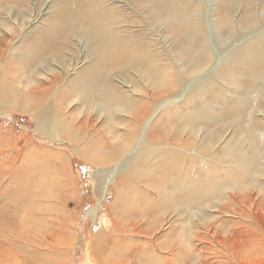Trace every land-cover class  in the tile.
Returning a JSON list of instances; mask_svg holds the SVG:
<instances>
[{
	"label": "bare ground",
	"instance_id": "1",
	"mask_svg": "<svg viewBox=\"0 0 264 264\" xmlns=\"http://www.w3.org/2000/svg\"><path fill=\"white\" fill-rule=\"evenodd\" d=\"M42 1L35 0V3ZM68 1L56 0L53 20L30 30L28 26L36 13L34 0H0V112L19 109L31 115L38 133L69 141L75 155L87 158L90 147L100 148L111 156L108 164L104 157L98 160L93 157L98 166L105 167L101 171L109 174L106 183L117 177V186H126L129 182L140 186L135 195L140 205L135 207L139 211L137 215L136 209L126 206V224L117 214L111 219L109 236L102 230L92 238L90 253L96 255L94 260L109 245L112 246L111 264H175L173 237L178 234L181 242L182 238L185 240L188 235L184 226L190 224L196 229L190 240L200 242L216 239L220 226L237 228L236 234L243 237V243L252 245L239 262L264 264V258L255 257L264 250V148L257 145L258 140L264 143V105L260 104L264 100L261 83L264 30L256 34L253 56L243 48L237 53V59L229 58L220 71L211 75L215 79L226 73L224 85L216 88L221 91L215 93L214 99H207V90L201 89L203 100L199 105L187 102L181 106L188 91L183 87L185 80L181 74L157 69L151 58L138 56L136 47L117 36H107L104 23L91 9L78 7L75 0L67 7ZM133 6L136 7L134 3ZM172 14L180 17L175 12ZM177 20L179 40L188 43L184 50L190 53L195 48V33L184 27L181 19ZM78 37L89 39L96 54L85 71L70 79L67 76L72 65L66 62L62 65L61 61L71 39ZM198 54L199 57L190 60L199 61L204 54L206 61L212 60L205 45ZM238 61L243 81H237L227 72ZM115 75H124L126 83H134L128 85V91L123 90L114 83ZM189 77L186 74L185 78ZM228 88L230 91L226 92ZM94 111L108 120V124L107 121L101 124L104 132L94 124ZM222 124L233 129L227 144L222 143ZM89 126L95 131L93 135L89 133ZM18 139L10 137L13 155L21 156L27 151L44 153L33 140L21 149ZM104 195H107L106 187L101 200ZM98 210L93 208L88 213L95 217ZM169 214L183 221L177 227L166 228V246H162L156 235L168 226ZM227 214L235 218L228 219ZM51 233V237L55 235ZM32 239L35 244L43 245H32L35 251L31 250L33 253L28 255L31 264L35 261L50 264L46 255L50 256L55 249L50 252L45 238V241L38 237ZM221 242L227 248V241ZM237 243L239 249L240 243ZM60 253V250L55 252ZM199 258L201 264H208L202 256Z\"/></svg>",
	"mask_w": 264,
	"mask_h": 264
},
{
	"label": "rangeland",
	"instance_id": "2",
	"mask_svg": "<svg viewBox=\"0 0 264 264\" xmlns=\"http://www.w3.org/2000/svg\"><path fill=\"white\" fill-rule=\"evenodd\" d=\"M73 2L69 0L66 3L67 7ZM75 2L79 3L80 8L88 7L87 9H91L96 18L101 19L106 27L107 36H117L119 40L128 42L131 47H136L137 53H140L138 56L151 58L157 69L181 74L185 80L183 87L188 89L185 102L181 106L187 102L199 105V101L203 100L201 89L207 90L205 95L207 99H214L215 93L221 91L216 88L222 86V83L224 85L226 73L215 79L211 78V75L220 71L229 58L237 59V53L243 48L253 56V42L258 38L256 34L264 30V0H75ZM34 5L36 15H33L32 23L28 26L30 30L44 27L56 15V0H43L37 5L34 0ZM168 11L175 12L180 17H174L172 13L169 16ZM177 18L181 19L184 27L190 28L195 33V48L190 53L184 50L188 43L179 40ZM255 21L256 27H254ZM197 24L202 28L199 29ZM78 39H75L76 41L74 38L71 39L72 42L65 49L66 54L61 61L62 65L65 62L67 65H72L70 75L67 76L70 79L85 71L94 62V54H96V48L91 46L89 39L84 37ZM19 44L17 41L16 46ZM203 45L208 47V54L212 56V60L206 61L204 54L199 61H191L192 57H199L198 52ZM238 68H240L239 61L227 72L237 81H243ZM186 74L190 77L185 78ZM130 76L137 78L133 73H130ZM113 80L119 88L126 91L130 89L128 85L134 83H126L127 77L124 75H115ZM261 83L264 84V79ZM229 91L228 88L226 92ZM252 94V97L256 96L255 93ZM260 104L264 105V100ZM75 113L76 116L78 112ZM109 115L106 114L107 117ZM93 116L96 117L94 124L104 132L105 127L101 124L104 121L108 124V120L104 115H98V111H94ZM222 119L229 123L225 118ZM90 128L89 126V133L93 135L95 131ZM220 132L223 136L222 143L227 144L233 132L232 127L222 124ZM11 136L19 138L21 149L28 144V141L33 140L36 147L44 149V153L27 151L21 156L13 155L10 146L13 144L10 141ZM259 141L257 145L263 149L264 143ZM85 142L86 140L83 141V145ZM110 143L113 144L111 141ZM70 144L69 141L54 140L38 133L36 122L31 115L19 109L0 112V264H31L28 255L33 253L31 250L35 251L32 245L36 242L32 237H38L40 241L46 239L47 245L51 246L48 247L50 252L55 249L50 256L46 255L48 256L46 260L50 264L112 263L110 256L112 246L109 245L99 253L100 262L98 257L94 260L96 255L90 253L92 238L102 230L109 236L111 219L117 214H120L124 224L128 222V217L124 215L126 206L132 209L140 207L135 198L140 186L134 182H129L126 186H117L115 182L117 177L109 179L110 183H106L109 174L106 172L104 174L102 171L105 167L102 164L98 166L93 159L104 157L108 164L111 156L101 152L100 148L97 150L90 147L91 153L84 158L75 155ZM151 169L152 167L147 170L150 172ZM105 187L107 195L101 200ZM228 203L232 208L235 207L234 203ZM4 205L5 209H3ZM93 208L99 209L95 217L88 213ZM168 210L170 211L171 208ZM134 211L135 215L139 212L137 209ZM227 218L232 219L235 216L227 214ZM168 220V226L163 227L156 235L162 246H166L164 239L166 228L177 227L178 223L183 221L174 215L169 216ZM184 227L188 235L185 240L181 237L183 240L181 242L178 234L173 237L176 242L173 247L175 264H201L200 256L208 264H242L239 258L252 248L250 243H243L244 239L241 235L236 234L237 228L220 226L216 239L210 238L207 242H200L195 239L190 240L196 231L193 225L187 224ZM51 231L55 234L52 237ZM178 231V229L174 230L175 233ZM221 240L227 241V248ZM237 242L240 243L239 249ZM57 250L62 253L56 255ZM263 252L257 253L255 257L264 258ZM121 254L120 250L119 256ZM262 258L260 260H263ZM35 262L32 264H39ZM141 264L145 263L141 262Z\"/></svg>",
	"mask_w": 264,
	"mask_h": 264
}]
</instances>
